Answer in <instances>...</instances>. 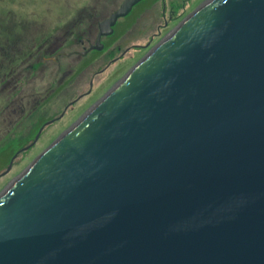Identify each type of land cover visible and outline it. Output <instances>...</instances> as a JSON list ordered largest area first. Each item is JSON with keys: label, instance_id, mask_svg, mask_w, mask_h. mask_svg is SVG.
Instances as JSON below:
<instances>
[{"label": "water", "instance_id": "water-1", "mask_svg": "<svg viewBox=\"0 0 264 264\" xmlns=\"http://www.w3.org/2000/svg\"><path fill=\"white\" fill-rule=\"evenodd\" d=\"M0 264H264V0H206L30 164Z\"/></svg>", "mask_w": 264, "mask_h": 264}, {"label": "rangeland", "instance_id": "rangeland-1", "mask_svg": "<svg viewBox=\"0 0 264 264\" xmlns=\"http://www.w3.org/2000/svg\"><path fill=\"white\" fill-rule=\"evenodd\" d=\"M124 1L0 0V46H6L8 43L14 48L18 45V47H24L25 43L32 45L48 40L47 44L44 43V49H47L53 38L58 36L60 40L66 41L61 51H82L81 46L69 44L76 33L83 28V26L81 28L78 25L73 26L74 21L81 19L78 13H83L82 10L91 11L103 18L119 9ZM156 1L147 0L139 3L132 15L124 18L125 21H121L122 24L115 34L118 36L114 35L116 38L120 36L116 46L121 44V48L111 46V49L114 48L111 56L107 57L103 63H99L100 66L96 63L93 71L89 70V67L82 72L80 69L77 73H70L75 66L85 65L78 53H72L70 56L62 53L57 62L49 58L45 60L44 65L41 60L37 62V54L33 52L30 63L34 64L35 72L25 70L24 66L20 68L19 74L22 73L25 76L21 79L23 83L18 84L21 88L20 92L13 89L14 85L6 84L9 79L0 78V172L7 168L17 152L32 143L44 123H50L51 119L59 116L65 107L79 96L74 108L69 109L63 118L48 126L30 150L21 151L16 155L10 171L0 177V194L7 190L30 164L73 127L157 44L206 0H167L168 6H174L176 9L172 19H169V8L165 14L162 12V0H158L157 3ZM185 3L186 7L182 8ZM59 7L61 8L55 9ZM20 22H26L25 30L19 31L12 28L13 30L4 31L3 27L7 24ZM86 23L85 19L83 24ZM54 24L58 25L53 27ZM4 52L9 59L16 54V51L13 53L10 50ZM122 52H125L122 59L113 62L100 74H93L111 57L119 56ZM0 54H2L1 50ZM52 54L48 51V56ZM17 66L18 64L16 68ZM92 78L94 79L91 88L89 82ZM88 90H92L91 93L82 98V93Z\"/></svg>", "mask_w": 264, "mask_h": 264}, {"label": "flooded vegetation", "instance_id": "flooded-vegetation-1", "mask_svg": "<svg viewBox=\"0 0 264 264\" xmlns=\"http://www.w3.org/2000/svg\"><path fill=\"white\" fill-rule=\"evenodd\" d=\"M145 1H147V0H142L139 3L145 2ZM157 1H156V3H157ZM139 3L134 5L132 7L131 11L126 16L117 18L116 22L111 27H105L103 24L118 9L111 12L110 14H108L106 17H103V18H101V16L95 15L91 11L82 10L83 13H80V14L78 13V15L81 16V19L78 21H74L73 26L78 25V26H80V28H81V26H83V28H81L80 31L76 33L75 38L72 39L69 42V44L81 46L83 48L82 51H77V50H72V51H68V52L61 51L62 47L65 46L66 41H65V39L60 40V37H58V36H55L53 38L52 42L49 44V46H47V49H44V47H45L44 43H46L48 40L36 42V43H33L32 45H30V43L26 44L25 42H23V43H25L26 46L18 47L19 46L18 45L16 48L11 46L10 44L8 45V43L6 46L1 45L0 50H1L2 54H0V78H2L3 80L9 79L6 84L7 85L8 84L14 85L13 89L15 91L20 92L21 88H20V86H18V84L20 85V83H23L21 79L25 77L24 74H22V73L19 74L20 68H22V66H24V67H26L25 70L28 69L32 72H35L34 64L30 63L31 58L33 57L34 54H37L36 55L37 56V58H36L37 62L38 61L40 62V60H41L42 63H44V65H45V60H47L49 58H52L54 62H57L59 55H62V53L65 56H70L72 53H78L81 56V58L84 59V60L82 59V62H84L85 65L83 67H80L78 65L75 66V68H73V70L71 69L72 71H70V73H74V72L77 73V72H79L80 69L82 72L83 70H86L89 67H90L89 70L93 71L96 63H97V66H100L99 63H103V61H106L107 57L111 56V54L113 52L112 49H114V48L111 49V46H115V47H117V49L121 48V44H117V46H116V43L120 39V36L116 38V37H114V35L117 33L118 27L122 24L123 21H125L124 18H129L132 15L135 7H137ZM185 7H186V3L183 5L182 8H185ZM60 8L61 7L55 8V9H60ZM168 8H169L168 12L170 14L169 19H172L173 14L176 13L175 7L174 6H168L167 0H162L161 9H162V12L164 14L168 10ZM85 19L87 20V23L83 24ZM25 25H26V22L12 23V24H7L6 27H3V28H4V31L13 30L14 28H15L14 30L20 31L23 29L25 30V28H26ZM56 25H58V24H54L53 27L54 26L56 27ZM69 30H72V29H69ZM107 32H110V33L108 34ZM115 36H118V34ZM25 41H28V40H25ZM34 48H35V50H34ZM8 50H10L13 53H14V51H16V54H13V56H11L10 59L6 56V52H4V51H8ZM48 51L50 53H53V54L51 56H48ZM33 52H34V54H33ZM125 52H122L119 56L111 57V59L109 61L107 60L108 62L103 67L95 70L93 72V74L94 73L100 74L106 68H109V66L112 65L113 62H117L120 59H122L124 57ZM17 64L19 67L17 66V68H16ZM23 70H24V68H23ZM61 75H62V72H61ZM93 79L94 78H92L91 81L89 82L91 84V88L93 85ZM12 80H13V83H12ZM91 91L88 90L87 92L82 93L83 95H81V97L84 98L85 97L84 95H87V94L89 95L91 93ZM78 97L73 99V101H71L69 103V105H67L65 107L64 111L59 116L54 117L53 119L50 120L51 121L50 123L46 122L47 124L44 123L40 127L36 136L32 140V142L35 141L34 145L38 142L43 131L48 126H50L54 122L63 118V116L66 114V112H68L69 109L74 108L73 106H75V101L78 99ZM36 137H37V139H36ZM34 145H32L28 150H30ZM19 154H20V152H19Z\"/></svg>", "mask_w": 264, "mask_h": 264}]
</instances>
